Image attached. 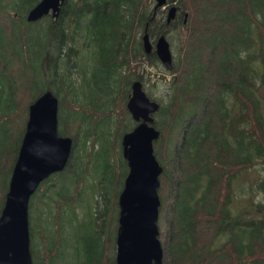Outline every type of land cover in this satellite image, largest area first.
Returning a JSON list of instances; mask_svg holds the SVG:
<instances>
[{"label": "trees", "instance_id": "16d2710c", "mask_svg": "<svg viewBox=\"0 0 264 264\" xmlns=\"http://www.w3.org/2000/svg\"><path fill=\"white\" fill-rule=\"evenodd\" d=\"M38 1L0 0V211L24 120L13 100L8 78L12 74L15 85L30 92L28 106L46 90L70 101L66 112L58 104V132L73 136L71 155L65 168L49 178L61 176L72 162L74 169L66 172L67 182L58 191L67 198L61 205L72 204L83 188L91 189V202L83 207L89 230L85 236L75 234L71 242L58 225L63 211L54 213L55 220L34 206L39 187L49 178L40 184L29 201L33 253L38 230L49 231L50 237L45 231L41 234L44 241L39 244L46 253L33 254V264L115 263L111 256L116 249L118 197L128 171L121 138L133 124L127 95L132 81L140 80L131 62L141 66L146 57L144 32L154 42L167 32L165 27H182L185 14L188 35L182 57L175 62L172 56L173 68L166 70L172 80L156 81L161 87L155 98L160 104L154 114V126L160 130L156 147L165 163L158 160L163 167L158 188L164 201L159 212L165 229L163 262L264 264V204L252 201L255 191L264 187V0H179L170 23L167 16L156 15L155 4L149 7L151 0H65L57 18L49 13L28 21L27 13ZM52 25L59 31V44L53 48L52 67L45 68V42L52 40ZM33 28L46 35L43 46L38 45L36 68L29 48ZM150 54L152 59H147L154 64L158 58L154 50ZM89 68H93L90 80ZM81 87L86 90L80 91ZM115 146L119 155L112 163ZM250 167L257 177L249 181ZM171 180L174 203L169 218L165 204ZM245 193L248 206L235 209V200ZM54 195L51 191L48 198ZM99 200L100 214L93 212ZM53 208L47 203L45 212L51 214ZM45 216L52 222H45ZM54 223L61 230H53Z\"/></svg>", "mask_w": 264, "mask_h": 264}, {"label": "water", "instance_id": "95a60500", "mask_svg": "<svg viewBox=\"0 0 264 264\" xmlns=\"http://www.w3.org/2000/svg\"><path fill=\"white\" fill-rule=\"evenodd\" d=\"M64 1L39 0L26 18L35 21L49 13L57 18ZM155 1V9L167 4V0ZM176 11L175 5L168 8L167 23L175 18ZM142 40L146 53L153 49L161 64L167 69L173 67L165 34H160L154 45L147 32ZM58 104V97L46 90L28 106L24 133L0 211V264H33L29 200L43 180L64 169L73 144L70 136L58 133ZM126 107L136 124L121 138L128 171L118 197L115 264H164L158 230V188L163 167L154 153V141L160 137L154 114L160 104L146 93L140 80H134Z\"/></svg>", "mask_w": 264, "mask_h": 264}, {"label": "rangeland", "instance_id": "374dc122", "mask_svg": "<svg viewBox=\"0 0 264 264\" xmlns=\"http://www.w3.org/2000/svg\"><path fill=\"white\" fill-rule=\"evenodd\" d=\"M154 4H155V0H151V3L149 5V7L152 9ZM178 4H179V0H167V4H166L165 8H160L159 7V8L156 9L157 10L156 15L159 18L164 19L167 16L168 7L171 6V5H176L177 6ZM182 10L183 11H187V8H185L183 6ZM182 18H183L182 16L177 17V19L179 21H181ZM1 23H2V21H1ZM174 25L175 24H172L169 27H165V29L167 31L165 33V35H166V38L168 39V41L170 43V48H171L172 55H173V61L175 60V62H177V58H181L182 57L183 48H184V38L188 35V33L186 32L185 26L182 25V27H180V25L178 24L177 27H173ZM55 26L57 27L58 24H55ZM50 32H51V35H52V40L50 42H48V41L45 42V48L48 49V52L46 53L45 58L43 60V65H44L45 68H48V66H49V68L52 67V63H53L52 55H56L53 48H55L59 44V33H58L59 31H57L54 28V26L52 25L50 27ZM30 33H31V36H30L31 39H29V48H30V52H31V54L33 56L32 57L33 63H34L35 68H36L38 66V63L36 61V53L38 51L37 50L38 49V45L42 44V46H43V42H44V40L46 38V35L44 34L43 30H41V29L38 30V29H35V28L31 29ZM73 48L75 49V47H73ZM16 50H18V51L20 50V44L19 43H18V46H16ZM89 56L91 57L90 53H89ZM147 58L152 59L151 54H146V57H145V59H144V61H143L141 66H139L138 63H136L135 61L131 62V65L132 66H134V65L136 66V70H135L136 76H138V75L140 76V80L142 81V85H143V88L146 91V93L152 99L156 100L155 98L158 97L157 95H159L161 93V87L156 85V81L158 79H160L161 77L166 78V80L170 81V80H172V74L166 72V70H169V69H167L163 64H161V62L159 60L157 62H153L154 64H151L148 61ZM94 61H95V59H94ZM23 65H26V64H23ZM39 69H40V66H39ZM91 69H93V68H89V78H88L89 80L91 79V74L93 73V72H91ZM23 70L24 71H22V72L26 76V69H23ZM73 71H75V70H73ZM94 72H98V69L96 71H94ZM175 73H176V75H178L177 72H175ZM38 76H40V75H38ZM8 78L12 79V84L11 83L10 84H11L12 90H13V100L20 107V113H21L20 114V119L24 118L23 124L21 126V135H23L24 129H25V125L24 124H25L26 119H27V106H28V103L31 101L32 96H30V92H27L25 88L23 90L21 87L18 88L15 85V80H14V78H16L15 74H12L11 76H8ZM37 80H39V79H37ZM49 82H50V80H49ZM37 86L38 87H42V85H37ZM168 86H171V84H168ZM9 88L6 87L7 91L10 93ZM83 90H86V89L84 87H81L80 91H83ZM213 91H214V89L211 90V92H213ZM58 99H59V110H60V108H62L63 112H66L68 110L67 109V105H68V103H70V101L65 100V97L64 96H60V95H58ZM201 117H202V114H199L196 117V119L197 120L201 119ZM59 118L60 117H59V111H58V119ZM132 121H133V119H132ZM133 125H134V121H133V124L130 126V128H132ZM102 128H104V126ZM1 134L2 133L0 132V138H1ZM72 138H73V136H72ZM73 142H74V138H73ZM154 153H155L156 157L158 158V160L160 162H163L162 161V155H161L159 149L156 147V141H154ZM118 155H119V150H118V147L115 146V148H113L111 150V152H110V157H111V162L112 163H117L116 162V156H118ZM89 165L93 166V161L89 160ZM164 165H165V163H164ZM73 169H74V166L72 165V162H70L67 165L65 171L63 172V174L61 176H58V174L51 176L46 182H44L39 187L38 193L36 194V197L34 199V206L41 207L42 214H44V215H52V216L55 217V220L57 219V215L58 214H54V213L56 211H58V213H61L63 211V214H62V217H61L62 220L60 221L61 223L58 224V225L60 226L61 229L64 228L65 231L69 234V240L71 242L74 240V238H75L74 235L75 234H78V233L82 232L80 234H82V236H85L86 233H87L85 231L89 230V225H88V220H87L88 218H87V215H85L84 208H86V206L91 202V198H90L91 189L90 188H83L80 191L79 196L76 198V200H74V202L72 204L67 205V206L61 205L63 202H65L67 200V198L63 197L62 195H60L58 193V191L60 190V186L65 184V182H67L63 178L64 175H67L66 172L69 173ZM256 177H257V173L253 172L251 167H250L249 170H246V178L249 181L252 180V179H255ZM95 182H96V185L101 187V190L103 191L102 186L99 184L98 180H96ZM241 183L244 184L245 181H242ZM161 184H162V181H161ZM161 184H160V186H161ZM172 184H173V181L171 180L170 183H169L170 192L168 193V197H167L166 204H165V212H166V214L168 215L169 218H171V216H172L171 204L174 203V196H173L174 190L172 188ZM236 187H237V185L234 188L236 189ZM263 188L264 187H262L260 189V187H259V191H255V195H254V198L252 200V201L255 202V204L256 203H263L264 204V189ZM51 191H54L55 195H54L53 199L50 200L48 198V195H49V193ZM67 191H68V193L72 194V188L69 187L67 189ZM244 195L245 196L243 198H237L235 200V205H234L235 209L240 208L242 206H246V205L248 206L249 194L245 193ZM159 197H160V191H159ZM37 200H39V201H37ZM160 200H161V204H160L159 212H160V209L162 208L163 203H164V201L162 202L161 197H160ZM47 203L54 205V208H53L54 211L51 214H49V212H45L46 209H47ZM101 210H102V201L99 200L98 203L93 205V212H98L99 211V214H100ZM34 212H36V208H34ZM77 212H80L82 215H78ZM31 213H32V209H31ZM43 219L45 220V222H49V223L52 222V219H51L50 216H45ZM43 219L40 217V220L44 221ZM29 222H30V209H29ZM115 227H117V224H116ZM56 229H57V231L61 230L59 228H56L55 227V223H54L53 230H56ZM97 229H100V228H97ZM158 230H159V233H160L159 237H160V240H161V244H162V246H164L165 229L162 226V224L160 223V214H159V218H158ZM44 231L47 232L48 237H50V232L49 231H47V230H43V231L38 230L37 231L38 236L35 237V242L37 243V245H36V247L34 249V253H33V248H32V246L30 244V251H31V255H32V260H33V254L43 255L44 253H46V249H45V251L44 250L42 251V246L39 244L42 241H44V239L41 238V234ZM44 236L46 237L45 234H44ZM210 236L211 235H209L208 240L210 239ZM83 247H85V245ZM115 250L116 249L114 247V254L111 256V258H113V257L115 258ZM55 252H56V250H54L52 252V254H54ZM64 253H65L66 256L67 255L69 256V250L67 251V249H65ZM54 263L55 264H61L58 261H54Z\"/></svg>", "mask_w": 264, "mask_h": 264}, {"label": "flooded vegetation", "instance_id": "af4514ba", "mask_svg": "<svg viewBox=\"0 0 264 264\" xmlns=\"http://www.w3.org/2000/svg\"><path fill=\"white\" fill-rule=\"evenodd\" d=\"M152 50H153V49H152ZM152 50H151V51H152ZM133 81H134V80H133ZM133 81H132V82H133Z\"/></svg>", "mask_w": 264, "mask_h": 264}]
</instances>
